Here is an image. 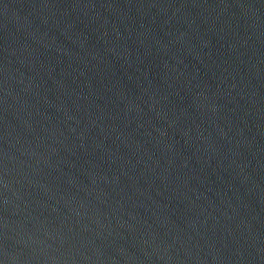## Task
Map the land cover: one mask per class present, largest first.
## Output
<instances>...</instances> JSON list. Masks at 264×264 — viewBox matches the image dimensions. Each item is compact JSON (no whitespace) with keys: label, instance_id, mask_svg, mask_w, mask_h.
I'll return each instance as SVG.
<instances>
[{"label":"water","instance_id":"1","mask_svg":"<svg viewBox=\"0 0 264 264\" xmlns=\"http://www.w3.org/2000/svg\"><path fill=\"white\" fill-rule=\"evenodd\" d=\"M0 264H264V0H0Z\"/></svg>","mask_w":264,"mask_h":264}]
</instances>
